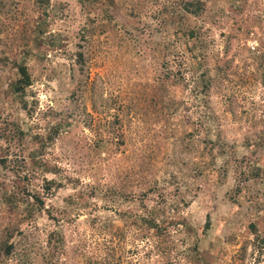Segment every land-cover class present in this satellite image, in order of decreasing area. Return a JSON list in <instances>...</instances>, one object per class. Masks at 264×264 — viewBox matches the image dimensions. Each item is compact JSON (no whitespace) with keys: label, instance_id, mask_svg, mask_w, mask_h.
<instances>
[{"label":"rangeland","instance_id":"374dc122","mask_svg":"<svg viewBox=\"0 0 264 264\" xmlns=\"http://www.w3.org/2000/svg\"><path fill=\"white\" fill-rule=\"evenodd\" d=\"M178 1L0 0V264H264V0Z\"/></svg>","mask_w":264,"mask_h":264},{"label":"trees","instance_id":"16d2710c","mask_svg":"<svg viewBox=\"0 0 264 264\" xmlns=\"http://www.w3.org/2000/svg\"><path fill=\"white\" fill-rule=\"evenodd\" d=\"M78 1L81 5L85 6V3L88 2L89 0H78ZM36 2L41 3L42 0H36ZM175 5L180 6V8L182 9L184 13H186L187 15H192V16H198L199 14L203 12V9H204L202 0H181V1L176 2ZM185 35L188 38L190 37V38H196V40L198 39V35L195 33L194 29L191 27H188L187 29H185ZM32 40H36V43H38L40 41V38L38 35H36L32 38ZM190 57L192 60V64L194 65V68L198 70L200 66L202 65L201 62L204 59L203 53L202 52H198L196 54L193 53V55L191 54ZM12 66L14 68L15 78H13V81L10 83V89L12 93L16 95L18 94L20 95L22 91L24 90V88L28 86L31 82L30 74L27 71L26 65L22 61L15 60L13 61ZM198 75L202 83L201 90L202 92H204V95H205V90H207L209 87L208 77L206 76V72L204 70H200ZM205 132H206V136H208V128H206ZM254 136H256L257 139H261V141H264V126H262V128H260ZM207 140H208L207 143L210 144L211 137H207ZM248 144L253 146L252 143H248ZM255 145L257 146L258 143L256 144L255 142ZM4 162L5 160L0 158V164H4ZM29 163H31L32 166H35V165L38 166L39 169L43 172H50L54 170L53 167L50 166V164L47 161H44L43 159H38V158L31 159ZM57 183H59V181ZM57 183H56V180L53 178L47 179L46 177H43L41 187L45 190H48V188L56 185ZM24 195H25L24 199H21L19 203L17 204V206L21 208V212L24 215L31 216V214L34 213V210H40L41 208H44L43 201H41V199L39 198L38 193L29 192L25 190ZM10 197L15 198L13 194H10ZM143 206H144V203H142V207ZM154 218H155V214L153 212V209L152 208L148 210L146 209L145 213L143 214V217L140 219L141 224L139 225H143L147 228L159 231L160 228H163L162 222L156 223V221H154ZM249 226L252 229H254L252 224H250ZM204 227L205 228L207 227V222L205 223ZM259 241L261 242L262 247H264V234L260 236ZM11 248H12L11 244L4 246V253L8 254Z\"/></svg>","mask_w":264,"mask_h":264},{"label":"built area","instance_id":"2783aa9c","mask_svg":"<svg viewBox=\"0 0 264 264\" xmlns=\"http://www.w3.org/2000/svg\"><path fill=\"white\" fill-rule=\"evenodd\" d=\"M251 45H250V48L251 49H254V45L252 44V43H250Z\"/></svg>","mask_w":264,"mask_h":264}]
</instances>
